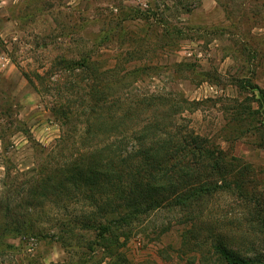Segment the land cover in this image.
I'll return each mask as SVG.
<instances>
[{"label": "rangeland", "instance_id": "374dc122", "mask_svg": "<svg viewBox=\"0 0 264 264\" xmlns=\"http://www.w3.org/2000/svg\"><path fill=\"white\" fill-rule=\"evenodd\" d=\"M92 85L114 95L104 116L164 99L144 117L179 128L185 143L196 136L213 172L179 178L183 196L211 188L193 213L168 208L169 190L124 247L113 238L90 254L95 233L82 223L91 213L105 223L96 206L116 207L115 186L51 192L41 183L85 150ZM60 105L68 120L56 116ZM263 106L264 0H0V264H121L118 252L124 264H209L217 241L253 258L264 249ZM100 141L112 149L120 140ZM62 223L71 233L53 235Z\"/></svg>", "mask_w": 264, "mask_h": 264}, {"label": "trees", "instance_id": "16d2710c", "mask_svg": "<svg viewBox=\"0 0 264 264\" xmlns=\"http://www.w3.org/2000/svg\"><path fill=\"white\" fill-rule=\"evenodd\" d=\"M88 87L90 99L87 109L90 116L85 121V129L81 136V145L85 150L78 154L76 163H72V166H66L59 171L60 173L57 171L51 177L44 179L41 190L65 191L71 190L68 188L70 186L80 190L83 186L93 192L98 187L110 189L115 186L118 193L116 207L105 213L101 210L103 209L101 206H96L100 210L97 214H100V218L105 223L96 221L98 216L94 213L87 214L82 223L83 230L95 233V241L86 246L87 251L93 254L96 247L103 243H110V239L113 238H115L117 249L124 247L139 217L162 209L161 200L169 190L173 194L172 198L170 201L169 199L164 201L168 208L177 210L179 215L193 213L192 206L200 201L199 198L203 194H208L211 188H196L183 196L178 192L179 178L185 176L190 181L194 180L200 166H203V169L206 168L204 170L207 177L212 175L213 170L206 162L211 161L210 150L197 144L196 136H190L189 141L185 143L179 136V128L172 134L159 120L144 117L143 111L147 105L155 102L153 106L162 108L164 99L136 101L119 108L118 114L110 112L104 116L102 111L106 105H110L108 103L112 102L114 95L105 93L99 85ZM98 90L102 93L99 94ZM108 90L105 89L106 92ZM56 113L57 117L68 120L69 114L62 105L57 107ZM67 135L64 132L59 141L61 143L68 141ZM109 136L120 140V145L129 140L139 144L137 147L134 146L132 151H130L131 147L128 151L121 150L117 147L119 143L113 144L112 149L102 147L101 138ZM108 189L107 193L111 192ZM90 200L93 199L90 197ZM118 210H120L119 213H117ZM25 227L27 226H20L18 223L13 230L25 234ZM71 230L73 228L62 223L53 235L59 233V235H68ZM115 232L117 236H114ZM262 233H264V227ZM208 247L212 251L211 254L209 253L211 258L209 264H264V249H261L263 251L255 254L253 258H246L229 249L223 241L209 243ZM112 253L113 251H110L108 254ZM116 254L117 262L124 264L123 253Z\"/></svg>", "mask_w": 264, "mask_h": 264}, {"label": "water", "instance_id": "95a60500", "mask_svg": "<svg viewBox=\"0 0 264 264\" xmlns=\"http://www.w3.org/2000/svg\"><path fill=\"white\" fill-rule=\"evenodd\" d=\"M263 108H264V106H263ZM263 112H264V110H263Z\"/></svg>", "mask_w": 264, "mask_h": 264}]
</instances>
